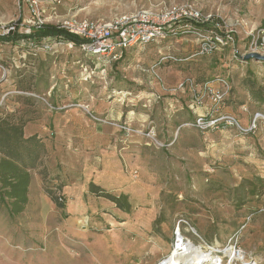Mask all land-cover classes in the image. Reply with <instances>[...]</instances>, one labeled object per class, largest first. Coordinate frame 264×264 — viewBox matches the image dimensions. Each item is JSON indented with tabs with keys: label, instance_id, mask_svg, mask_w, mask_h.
I'll list each match as a JSON object with an SVG mask.
<instances>
[{
	"label": "rangeland",
	"instance_id": "rangeland-1",
	"mask_svg": "<svg viewBox=\"0 0 264 264\" xmlns=\"http://www.w3.org/2000/svg\"><path fill=\"white\" fill-rule=\"evenodd\" d=\"M184 3L232 31L243 62L229 47L197 56L191 35L133 48L116 64L61 42L49 52L0 44V113L29 111L51 148L25 211L9 218L0 206V264H158L178 220L210 244L238 234L264 264V119L253 122L264 107L241 84L247 71L264 76V64L243 60L250 36L264 31V0H39L36 13L27 0H0V33ZM163 56L180 62L159 63ZM217 78L229 86L221 107L201 92L206 84L219 88ZM26 95L30 106L20 100ZM212 115H232L239 128L213 124ZM199 117L204 125L195 127ZM91 185L121 197L126 210ZM181 232L196 241L187 227Z\"/></svg>",
	"mask_w": 264,
	"mask_h": 264
},
{
	"label": "built area",
	"instance_id": "built-area-1",
	"mask_svg": "<svg viewBox=\"0 0 264 264\" xmlns=\"http://www.w3.org/2000/svg\"><path fill=\"white\" fill-rule=\"evenodd\" d=\"M39 0H27L28 5L36 13ZM214 18L211 15L203 14L199 9L190 3L171 5L160 10H139L129 15L115 16L109 20H77L68 18L63 20L58 28L63 32L79 39L78 46L65 42L61 39H44L38 46L33 43H25L30 49H39L49 52L59 42L64 43L68 49L78 48L82 53L107 63H116L122 60L125 54L135 47H146L173 39L175 36L191 35L199 45L197 56H209L216 51L231 48L234 58L241 59L235 48V37L232 31H222L217 25H212ZM41 25V23H36ZM212 25V26H211ZM14 27L8 28L3 34H7ZM183 30L178 32V30ZM24 33H29V30ZM250 45L245 53H258L264 47V31L256 37L250 36ZM176 61L171 56H163L159 63ZM158 63V64H159ZM93 72L90 71L89 75ZM215 83L219 88L212 85H203V93L212 94L215 106H220L225 101L229 86L224 79L217 78ZM200 94H194L196 104L200 102ZM215 116V115H212ZM213 121L218 123L226 121L230 127L239 128L237 119L234 116L216 115ZM263 118L256 114L254 120ZM195 127L204 125L202 117L197 118ZM254 127V124L251 128ZM242 132H247L241 130ZM150 137L149 135H147ZM60 201H62L60 199ZM181 226L187 227L196 241L181 232ZM174 242L169 255L163 258L158 264H167L168 260L176 254L185 257L186 264H262L256 257L248 254L239 244L238 234L231 236L222 245L205 242L186 221L178 220L173 230ZM180 239V241H179Z\"/></svg>",
	"mask_w": 264,
	"mask_h": 264
},
{
	"label": "trees",
	"instance_id": "trees-1",
	"mask_svg": "<svg viewBox=\"0 0 264 264\" xmlns=\"http://www.w3.org/2000/svg\"><path fill=\"white\" fill-rule=\"evenodd\" d=\"M47 38L61 39L73 43L75 46L81 42L58 29L57 26L42 24L30 27L29 33H21L18 31V27L14 26V29L7 34L0 33V44L15 45L23 41L38 45ZM235 60L239 61L240 59L235 58ZM166 62L180 61L176 59V61L168 60ZM260 63L264 64V62ZM241 84L251 101L259 107H264V76L260 77L253 71H247ZM30 88L28 86L21 91L27 94L30 93ZM28 96L21 97L20 100L30 106L33 100ZM37 120L36 117L30 116L29 111L4 115L0 113V206L6 211L9 218L16 217L25 211L29 203L31 172L41 167L40 163L47 153L45 139L40 135L39 124H36ZM90 190L98 197L113 203L119 210H126L120 203L121 197L110 195L95 185H91ZM47 195L58 208H62L60 197H54V193L51 192H47Z\"/></svg>",
	"mask_w": 264,
	"mask_h": 264
},
{
	"label": "crops",
	"instance_id": "crops-1",
	"mask_svg": "<svg viewBox=\"0 0 264 264\" xmlns=\"http://www.w3.org/2000/svg\"><path fill=\"white\" fill-rule=\"evenodd\" d=\"M135 48H138V47H135ZM132 49H133V48H131L130 50H132ZM130 50H129V51H130ZM126 55H127V53L125 54V57H126ZM125 57H124V58H125ZM124 58H123V59H124ZM126 58H127V57H126ZM123 59L120 60V61H124V60H125V59H124V60H123ZM115 64H116V63H115ZM92 72H93V74H94V71H92ZM196 112H198V110H197ZM46 151H47L46 155L50 154L51 148L49 147L48 144H46ZM43 159H44V158H43ZM58 163H59L60 165H62V166H66V167H67V166H70V163H69V164H68V163L65 164V163L62 162V161H59ZM64 164H65V165H64ZM36 174L38 175V169H37L36 171H32V172H31V181H30V185H29V192H30V188H31V184H32L33 176H37ZM38 176H39V175H38ZM29 194H30V193H28V196H29Z\"/></svg>",
	"mask_w": 264,
	"mask_h": 264
},
{
	"label": "water",
	"instance_id": "water-1",
	"mask_svg": "<svg viewBox=\"0 0 264 264\" xmlns=\"http://www.w3.org/2000/svg\"><path fill=\"white\" fill-rule=\"evenodd\" d=\"M243 60L245 62L249 60L256 61V62H264V55H260L258 53H248L244 55Z\"/></svg>",
	"mask_w": 264,
	"mask_h": 264
},
{
	"label": "bare ground",
	"instance_id": "bare-ground-1",
	"mask_svg": "<svg viewBox=\"0 0 264 264\" xmlns=\"http://www.w3.org/2000/svg\"><path fill=\"white\" fill-rule=\"evenodd\" d=\"M179 241H180V239H179ZM167 264H186L185 257H183V256L180 257V255L178 256L176 254L174 257H172L168 260Z\"/></svg>",
	"mask_w": 264,
	"mask_h": 264
}]
</instances>
